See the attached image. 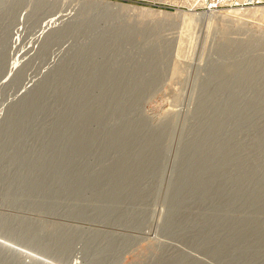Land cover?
<instances>
[{"label":"rangeland","instance_id":"obj_1","mask_svg":"<svg viewBox=\"0 0 264 264\" xmlns=\"http://www.w3.org/2000/svg\"><path fill=\"white\" fill-rule=\"evenodd\" d=\"M205 4L0 0V41L6 39L0 53L16 46L20 53L11 55L10 63L18 58L24 70L16 79H34L19 92L15 77L0 73V264H264V181H259L264 177L259 176L264 175V11L255 14V7L261 8L255 5L211 10ZM223 10L228 14L219 15ZM43 82L51 86L45 90ZM41 89L45 93L27 114L7 116L14 102L21 105ZM81 90L89 91L76 100ZM207 129L216 134L210 142L205 141ZM220 150L228 156L215 158ZM57 151L62 161L52 166ZM135 158L141 161L134 163ZM187 163L200 167L193 165L192 171ZM132 168L141 172L132 177ZM183 172L195 173L187 181ZM27 173L34 178L24 182ZM41 178L44 184L33 194ZM2 220L10 223V232ZM229 224L235 231L239 227L237 233ZM247 229L250 237L245 238ZM61 240L65 243L58 247ZM216 249L222 251L216 255Z\"/></svg>","mask_w":264,"mask_h":264},{"label":"bare ground","instance_id":"obj_2","mask_svg":"<svg viewBox=\"0 0 264 264\" xmlns=\"http://www.w3.org/2000/svg\"><path fill=\"white\" fill-rule=\"evenodd\" d=\"M203 2H204V0H202V3H203ZM255 6H259V5H255ZM260 7H261V6H260ZM261 8H262V7H261ZM261 8L255 7V11H253V12H254L255 14H256V13L263 12L264 10H262ZM218 14L221 15V16H225L226 14H228V12H226V10H223V11H221V12H218ZM16 34H17V33H16ZM34 39H37V38H34ZM36 41H37V40H36ZM45 41H46V40H45ZM5 42H6V39H5V38L2 39V40L0 41V46H3V45L5 44ZM31 42H32V41H31ZM42 42H43V40H42ZM47 43H48V45H50V43H53V41H47ZM42 44H45V43H42ZM231 46H232V45H231ZM45 47H46V45H45ZM227 47H228V46H227ZM82 48H83V47H82ZM228 48H229V47H228ZM46 49H49V48L46 47L45 50H44L45 52H46ZM224 49H225V48H224ZM238 49H239V47H238ZM226 50H227V49H226ZM226 50H225V51H226ZM20 51H21V50H20ZM227 51L230 52V50H227ZM227 51H226V52H227ZM18 52H19V49H18L16 46H11V47L5 48L4 51H1V53H0V62L2 63V67H0V73L3 72V75H2L3 77L9 78V77L11 76V77H15V79H16V76H17V78H18V76H22V75H24V70H23V72H22L21 68L19 69V61H20V60H19L18 58H17V59L15 58L16 60H14V62L10 63V58H12L11 55L14 56V55H16ZM19 53H20V52H19ZM261 54H262V53H261ZM76 55H77L78 58H79L80 55L77 54V53H76ZM17 56H18V55H17ZM74 56H75V55H74ZM19 57H20V55H19ZM21 57H22V56H21ZM76 58H77V57H76ZM76 58L73 57L74 62H75V59H76ZM224 58H225V57H224ZM80 60H81V56H80V59L77 60V61H80ZM82 60H83V59H82ZM84 60H85V59H84ZM142 60L145 61V59H142ZM147 60H149V59H147ZM86 61H87V60H86ZM112 61H113V60H112ZM112 61H111V62H112ZM150 61H151V60H149V62H150ZM23 62H24V61H23ZM151 62H152V61H151ZM151 62L148 63V62L145 61V64L147 63V64H149V66H150V64H153V63H151ZM143 63H144V62H143ZM113 64H114V63H113ZM145 64H144V66H143L144 68L147 67V66H145ZM258 64H259V63H258ZM21 65H22V64H21ZM23 65H24V64H23ZM23 65H22V66H23ZM139 65H140V64H139ZM139 65H138V66H139ZM260 65H261V64H260ZM103 66H104V65H103ZM151 66H152V65H151ZM256 66H257V65H256ZM256 66H255V67H256ZM136 67H137V66H136ZM231 67L233 68V66H231ZM234 67H235V66H234ZM237 67H238V66H237ZM237 67H235V68H237ZM261 67H262V66H261ZM106 68H107V67H106ZM137 68H139V67H137ZM141 68H142V67L140 66V69H141ZM144 68L142 69V71L144 70ZM228 68H229V67H228ZM247 68H248V67H247ZM252 68H253V66H252ZM252 68H251V69H252ZM256 68H258V67H256ZM256 68H255V69H256ZM259 68H260V67H259ZM22 69H23V68H22ZM24 69H25V67H24ZM135 69H136V68H135ZM230 69H231V68H230ZM230 69H229V70H230ZM107 70H108V69H107ZM136 70H137V69H136ZM145 70H146V69H145ZM216 70H217V69H216ZM233 70H234V68H233ZM233 70L231 69V71H233ZM140 71H141V70H140ZM217 71H218V70H217ZM246 71H247V70H246ZM248 71H250V70H248ZM257 71H258V70H257ZM25 72H26V71H25ZM220 72H221V71H220ZM234 72H235V71H234ZM254 72H255V71H254ZM16 73H17L18 75H16ZM138 73H140V72L138 71ZM217 73H218V72H217ZM251 73H252V71H251ZM136 74H137V73H136ZM140 74H141V73H140ZM223 74H224V73H223ZM223 74H222V75H223ZM249 74H250V73H249ZM253 74H254V73H253ZM258 74H259V73H258ZM0 75H1V74H0ZM137 75H138V74H137ZM219 75H220V74H219ZM244 75H245L246 79L248 80V78H247V76H246V75H248V72H247L246 74L244 73ZM244 75H243V76H244ZM250 75H251V74H250ZM250 75H248V77H250ZM255 75H256V74H255ZM255 75H254V77H255ZM74 76H75V75H74ZM74 76H73V77H74ZM224 76H225V75H224ZM241 76H242V74H241ZM243 76H242V77H243ZM226 77H227V76H226ZM239 77H240V76H239ZM239 77H238V78H239ZM242 77H241V78H242ZM252 77H253V76H252ZM69 78H70V77H69ZM75 78H76V77H75ZM75 78H74V80H75ZM72 79H73V78H72ZM72 79H68V80H72ZM20 80H21V79H20ZM20 80H17V79H16V83H15V84H17V85H21V87H17V90L19 89V90H18L19 92H20L21 90H23V89L26 90V88H29V85H30V84L34 83V79H32V78L28 79V81H26L25 83H24V82H20ZM23 80H24V79H22L21 81H23ZM25 80H26V79H25ZM68 80H67V82H68ZM92 80H93V79H92ZM239 80H240V79H239ZM251 80H253V79L251 78ZM46 81H48V80H46ZM71 82H72V81H71ZM71 82H70V83L68 82V83L71 84ZM111 82H112V81H111ZM115 82H116V81H115ZM22 83H24V84H22ZM147 83H149V82H147ZM147 83H146V84H147ZM48 84H51V83H50V82H49V83H47V82L44 83V82H43L42 85H43V88H44L45 90L48 89V86H49ZM47 85H48V86H47ZM62 85H63V84H62ZM67 85H68V84H67ZM247 85H248V84H247ZM50 86H51V85H50ZM50 86H49V87H50ZM144 86H147V87H148L149 85H144ZM15 87H16V86H15ZM41 87H42V86H41ZM58 87H60V86H58ZM61 87H62V86H61ZM61 87H60V88H61ZM66 87H67V86H66ZM68 88H69V86H68ZM143 88H145V87H143ZM61 89H62V88H61ZM15 90H16V89H15ZM41 90H42V89H41ZM64 90H65V89H64ZM146 90H147V89H146ZM149 90H150V89H149ZM88 91H89V90H87V91H85V90L82 91V90H81V92H78V91H77L78 93H76V100H77V98H79V97L82 98L83 94H84L85 92H88ZM151 91H152V90H151ZM10 92H11V91H10ZM12 92H13V91H12ZM58 92H60V91H58ZM71 92H73V91H71ZM44 93H45V92H43V90H42L39 94L36 93V97H35V98H32V99L29 100V101L27 100V101H25V102H20L21 105H19L18 102H14V104L12 105V106H13V109H12V110L10 109L9 112H8V115H7V114H6V115H7L8 117H10V116L12 117L13 114L15 115V114H17V113H19V112H20V113H23V114H27V113L29 112V110H30L31 108H33V107L35 106V104L41 99V97L43 96ZM60 93H61V92H60ZM129 93H132V92H129ZM132 94L134 95L135 93L133 92ZM10 95H11V94H10ZM45 95H46V94H45ZM79 95H82V96H79ZM128 95H129V94H128ZM135 95H136V94H135ZM71 96H72V95H71ZM74 96H75V95H74ZM74 96H73V97H74ZM77 96H78V97H77ZM129 96H130V95H129ZM140 97H141V96H140ZM7 98H8V97H7ZM66 98H67V97H66ZM263 98H264V97H263ZM73 99H74V98H73ZM73 99H72V100H73ZM260 99H262V98H260ZM69 100H70V99H69ZM72 100H71V101H72ZM74 100H75V99H74ZM74 100H73L72 102H75V101H76V100H75V101H74ZM78 100H79V99H78ZM80 100H82V99H80ZM257 100H258V99H257ZM72 102H71V103H72ZM69 103H70V102H69ZM77 103H79V101L76 102V104H77ZM80 103L82 104V102H80ZM72 104H73V103H72ZM79 105H80V104H79ZM79 105H77V106L79 107ZM109 105H110V104H109ZM86 106H87V105H86ZM248 106H249V105H248ZM67 107H68V110L72 109V108H69V107H71V106H69V105H68ZM83 107H85V106H83V104H82V108H83ZM87 107H89V109H90V106H87ZM246 107H247V106H246ZM74 108H75V106H73V109H72V110H74ZM82 108H80V109L82 110ZM122 108H124V107H122ZM64 109H66V107L63 108V110H64ZM78 109H79V108H78ZM85 109L87 110V108H85ZM85 109L83 108V111H84ZM121 110H122V109H121ZM233 110H234V109H233ZM240 110H241V109H240ZM60 111L62 112V110H60ZM64 111H65V110H64ZM66 111H67V109H66ZM77 111H79V110H77ZM122 111H125V112H126L127 110H124V109H123ZM199 111H200V110H199ZM241 111H242V110H241ZM247 111H248V110H247ZM61 112H60V113H61ZM79 112H80V111H79ZM63 113H64V112H63ZM86 113H87V112H86ZM123 113H124V112H123ZM127 113H128V112H127ZM64 114H65V113H64ZM64 114H63V116H65ZM66 114H67V113H66ZM80 114H82V111H81V113H78L79 116H80ZM61 115H62V113H61ZM67 115H68V114H67ZM78 115H77V116H78ZM120 115H122V114H120ZM120 115H119V117H120ZM123 115H124V114H123ZM123 115H122V116H123ZM244 115H245V114H244ZM77 116H76V117H77ZM117 116H118V114H117ZM117 116H116V117H117ZM60 117H61V116H59L58 118H60ZM65 117H66V116H65ZM6 118H7V117H6ZM6 118H5V119H6ZM12 118H13V117H12ZM12 118H11V119H12ZM21 118H22V117H21ZM84 118H85V117H84ZM119 119H120V118H119ZM143 119H144V121L139 120V121H140L139 124H141V127L139 126V127H140L139 130H142L143 126H145L144 122H145L146 118H143ZM12 120H14V119H12ZM12 120L9 119V120H6V122H7V121H9V122H13ZM27 120H28V119H25V121H26L25 123H26L27 128H29V127H30V122H28ZM56 120H57V119H56ZM14 121H15V120H14ZM59 121H60V120H59ZM27 122H28V123H27ZM63 122H64V121H63ZM63 122H62V123H63ZM67 122L69 123V121H67ZM67 122H66V123H67ZM146 122H147V120H146ZM214 122H215V121H214ZM214 122H213V124H218V123H216V122H218V121H216L215 123H214ZM23 123H24V122H23ZM25 123H24V124H25ZM64 123H65V122H64ZM68 123H67V124H68ZM221 123H222V122H221ZM221 123H220V124H221ZM226 123H229V122H226ZM71 124H73V123L70 122V126H71ZM137 124H138V123H137ZM139 124H138V125H139ZM223 124H225V123H223ZM229 124H230V123H229ZM229 124H228V125L225 124V125L228 127ZM253 124H254V123H253ZM63 125H64V124H63ZM240 125H243V123L240 124ZM58 126H59V123H58ZM66 126H67V125H66ZM68 126H69V125H68ZM68 126H67L66 128H68ZM126 126H127V125H126ZM128 126H130V125H128ZM128 126H127V127H128ZM131 126H132V125H131ZM209 126H211V125H209ZM132 127L136 130V128H135L134 126H132ZM132 127H131V128H132ZM136 127H137V125H136ZM146 127H147V126H146ZM146 127H145V128H146ZM11 128H12V127H11ZM31 128H32V127H31ZM59 128H60V127H59ZM131 128H129V129L131 130ZM215 128H216V126H213V128L210 129V130H213V131H214ZM63 129H64L63 131L65 132V130H66L65 127H64ZM125 129H126V128H125ZM137 129H138V128H137ZM218 129H220V128H218ZM59 130H60V129H59ZM59 130H58V131H59ZM70 130H71V129H70ZM75 130H76V128H75ZM127 130H128V128H127ZM130 130H129V133H131ZM132 130H133V129H132ZM132 130H131V131H132ZM135 130H133V132H135ZM139 130L136 131V132L139 133ZM207 130H208V131H206V133L204 132L205 134H204V133H203V134H204V136L206 135L205 138H207L205 141L207 142V140H208V142H210V141H209L210 139H211V141H212V134H213L214 137H215L216 134L213 133V132H212V134H211V132L209 131V129H207ZM61 131H62V130H61ZM63 131H62V132H63ZM66 131H67V130H66ZM124 131H125V130H124ZM142 131H143V130H142ZM142 131H141L140 133H142ZM75 132H76V131H75ZM201 132H202V131H201ZM207 132H208V133H207ZM57 133H58V132H57ZM124 133H125V132L122 133V134H123V135H121L122 137H124L126 134H128L127 137L130 136L128 132L125 133V134H124ZM138 133H137V134H138ZM80 134H81V133H80ZM80 134H79V136H80ZM120 134H121V132H120ZM120 134H119V135H120ZM214 134H215V135H214ZM76 135H77V138L80 139L83 135L85 136V132L81 135V137H78V134H77V133H76ZM115 135H116V134H115ZM115 135H114V136H115ZM133 135H135V134H133ZM221 135H222V134H221ZM52 136H53V135H52ZM61 136H62V135H61ZM114 136H112V137H114ZM121 136H120V137H121ZM131 136H132V133H131ZM131 136H130V138H131ZM217 136H218V135H217ZM64 137H65V139H66V138H67V135L64 134L63 138H64ZM112 137H111V142H112ZM116 137H119L118 134H117ZM116 137H115V138H116ZM133 137H135V136H133ZM220 137H221V136H220ZM71 138H72V136H71ZM125 138H126V137H125ZM199 138H201V137H199ZM50 139H51V138H50ZM59 139H60V138H59ZM68 139H69V136H68ZM81 139H82V138H81ZM118 139H121V138H118ZM127 139H129V138H127ZM201 139H202V138H201ZM219 139H220V138H219ZM219 139H218V140H219ZM83 140H86V137H85V138L83 137ZM108 140H110V138H109ZM113 140H114V139H113ZM122 140H123V141H122ZM124 140L126 141V139H121V141H122L124 144H125V143L127 144L128 142H124ZM129 140H130V139H129ZM199 140H200V139H199ZM228 140H229V139H228ZM64 141H65V140H64ZM116 141H118V140L116 139ZM116 141L114 140V142H116ZM131 141H132V140H131ZM131 141H130L129 143H131ZM205 141L203 140L204 143H205ZM226 141H227V140H226ZM229 141H231V140H229ZM232 141H233V140H232ZM56 142H57V141H56ZM77 142H78V141H77ZM81 142L83 143L82 140H81V141L79 140V142L77 143V145H78V146H79V145H82ZM122 142H121V143H122ZM135 142H136V141H135ZM135 142L132 141V143H134V144H135ZM198 142L201 143V141H198ZM203 142H202V143H203ZM227 142H228V141H227ZM233 142H234V141H233ZM22 143H23V142H22ZM74 143H75V142H74ZM85 143H86V141H85ZM109 143H110V142H108V143L106 142L107 145H108ZM118 143H119V141H118ZM123 143H122L121 145H122V147H123L124 149H126V147L123 146ZM129 143H128V144H129ZM145 143H146V142H145ZM196 143H197V142H196ZM196 143H195V144H196ZM202 143H201V146L204 144V143H203V144H202ZM261 143H262V142H261ZM59 144H62V145H63V143H60V142H59ZM67 144H68V143H67ZM115 144H117V142H116ZM115 144H113V145L115 146ZM119 144H120V143H119ZM119 144H118V146H119ZM198 144H199V143H197V145H198ZM210 144H212V142H211ZM222 144H223V143H222ZM226 144H227V143H225V149L227 150V148H228V150H229V147H228L229 145H228V144H231L230 146H232V143L229 142L227 145H226ZM234 144H236V143L234 142ZM234 144H233V145H234ZM263 144H264V143H263ZM23 145H25V144H22V146L20 145V146H19L20 148H17V149L15 150V152H17V153H16L17 155H22V153H23L22 148H23V149L25 148ZM104 145H105V144H104ZM113 145H112V146H113ZM129 145H130V144H129ZM129 145H128V146H129ZM199 145H200V144H199ZM199 145H198V146H199ZM204 145H205V144H204ZM207 145H208V143H207ZM69 146H70V145H69ZM118 146H116V147H118ZM126 146H127V145H126ZM209 146H210V145H209ZM70 147H71V146H70ZM79 147H80V146H79ZM105 147H106V145H105ZM131 147H133V145H132ZM131 147H130V148H131ZM134 147H135V146H134ZM150 147H152V146H150ZM154 147H156V146H154ZM204 147H205V146H204ZM207 147H208V146H207ZM210 147H211V146H210ZM210 147H209V149H210ZM226 147H227V148H226ZM59 148H61V147H59ZM110 148H111V147H110ZM120 148H121V147H120ZM128 148H129V147H128ZM128 148H127L126 150H128ZM135 148H136V147H135ZM147 148H148V146H147ZM152 148H153V147H152ZM192 148H193V147H191V151H193ZM205 148H206V147H205ZM221 148H223V146H221L220 149H221ZM61 149H63V148H61ZM61 149H60V150H61ZM77 149H78V148H77ZM113 149H114V148H113ZM154 149H155V148H154ZM194 149H196V148H194ZM202 149H203V148H202ZM206 149H207V148H206ZM206 149H205V150H206ZM209 149H207V150H209ZM217 149H219V147H217L216 150H217ZM223 149H224V148H223ZM225 149H224V152L226 151ZM231 149H232V147H231ZM13 150H14V149H13ZM60 150H59V151H60ZM74 150H75V149H74ZM121 150H123V149L121 148ZM228 150H227V151H228ZM233 150H234V149H233ZM11 151H12V150H11ZM24 151H25V150H24ZM61 151H62V150H61ZM115 151H116V150H115ZM123 151H124V153H126L125 150H123ZM123 151H122V152H123ZM142 151H143V150H142ZM191 151H190V152H191ZM195 151H196V150H195ZM195 151H193L192 153H195V154H196L197 152H199V151H196V152H195ZM210 151H211V150H210ZM210 151H209V152H210ZM229 151H230V150H229ZM229 151H228V152H229ZM147 152H148V151H147ZM190 152H189V154H190ZM200 152H202V150H200ZM213 152H214V151H213ZM211 153H212V151H211ZM222 153H223V152H221V150H220V151H218L215 155H214V154H213V155L215 156V158H216L217 156L221 157V156L224 155V153H223V154H222ZM229 153H230V152H229ZM143 154H144V153H142L141 156H143ZM146 154H147V153H146ZM197 154H198V153H197ZM197 154H196V156H198V157H201V156H202L201 154H198V155H197ZM203 154H204V153H203ZM209 154H210V153H209ZM221 154H222V155H221ZM23 155H24V154H23ZM60 155H62V153H60ZM121 155H122V154H121ZM121 155H120V156H121ZM190 155H191V154H190ZM200 155H201V156H200ZM210 155H212V154H210ZM225 155L228 156V154H225ZM225 155H224V156H225ZM63 156H64V155H62V158H64ZM227 156H226V157H227ZM17 157H18V156H17ZM21 157H23V156H21ZM68 157H69V156H68ZM189 157H190V156H189ZM189 157H188V159H190ZM198 157H197V158H198ZM211 157H212V156H211ZM219 157H218V158H219ZM226 157H223V158L225 159ZM23 158H26V157L24 156ZM23 158H22V159H23ZM72 158H73V157H72ZM142 158H143V157H142ZM194 158H196V157L194 156ZM197 158H196V159H197ZM215 158H213V159L215 160ZM119 159H121V158H119ZM136 159H137V161L140 160L139 158H135V160H134L135 162H134V163H136ZM196 159H195V160H196ZM199 159H202V157L199 158ZM199 159H198V161H199ZM211 159H212V158H211ZM20 160H21V159H20ZM24 160H25V159H24ZM30 160H31V159H30ZM30 160H29V161L27 160L28 163L30 162L29 164H27V166L31 164V161H30ZM66 160H67V159H66ZM127 160H128V159H127ZM193 160H194V159H191V161H193ZM214 160H212V161H214ZM221 160H222V159H221ZM13 161H15V160L13 159ZM37 161H38V160H37ZM57 161H62L61 156H59V154H58V151H57V153L55 154V161L52 162V163H50V165L53 166L54 164H57V163H55V162H57ZM63 161H64V160H63ZM129 161H130V159H129ZM129 161H128V162H129ZM140 161H141V160H140ZM203 161H204V160H203ZM65 162H66V161H65ZM117 162H118V161H117ZM124 162H127V161L125 160ZM128 162L125 163V165H129ZM194 162H195V161H194ZM199 162H200V161H199ZM205 162H206V161H205ZM205 162H202V164H204V165L206 164L207 167H208V162H207V163H205ZM222 162H223V161H221V163H222ZM225 162H226V161H225ZM22 163H23V162H22ZM118 163H119V162H118ZM118 163H117V164H118ZM189 163H190V162H189ZM189 163H187V164H189ZM215 163H216V161H215ZM217 163H218V161H217ZM60 164H61V162H60ZM119 164H121V163H119ZM131 164L134 166L133 162H132ZM131 164H130V165H131ZM191 164H192V163H191ZM202 164H201V167H202ZM9 165H11V164H9ZM38 165H39V164H38ZM48 165H49V164H48ZM50 165H49V166H50ZM112 165H113V164H112ZM115 165H116V164H115ZM193 165H194V164H193ZM193 165H192V166H193ZM197 165H198V164L194 165V166H195L194 168H196ZM206 165H205V166H206ZM22 166H25V164L23 163ZM62 166H63V165H62ZM79 166H80V165H79ZM117 166H118V165H117ZM187 166L190 167L191 165L189 164V165H187ZM187 166H186V167H187ZM192 166H191V167H192ZM28 167H29V166H28ZM42 167H43V166H42ZM50 167H51V166H50ZM55 167H56V168L58 167V168H57L58 170H59V168H60L59 165H58V166H55ZM87 167H88V166H87ZM120 167H121V165H120ZM129 167H130V166H129ZM189 167H188V170H187V171H189V170L191 169V168L189 169ZM197 167H198V166H197ZM199 167H200V166H199ZM199 167H198V168H199ZM203 167H204V166H203ZM209 167H210V166H209ZM209 167H208V168H209ZM8 168L10 169V167H8ZM45 168H46V167H45ZM53 168H54V167H53ZM64 168H65V167H64ZM113 168H115V167H113ZM113 168H111V169H112V173L116 172L115 169L113 170ZM125 168H126V167H125ZM125 168L123 167V169H125ZM133 168H134V167H133ZM133 168H132V169H133ZM194 168L192 167V171H194ZM27 169H29V168H27ZM27 169H26V170H27ZM62 169H63V168H62ZM62 169H61V170H62ZM123 169H122V171H124ZM126 169H128V167H127ZM130 169H131V168H130ZM130 169H128V170H130ZM184 169H186V168H184ZM184 169H182V170H184ZM210 169H212V168H210ZM61 170H60V171H61ZM64 170L67 171L68 169H67V170L64 169ZM76 170H77V169H76ZM78 170H79V171H77V172L80 173V170H82V169H78ZM119 170H120V169H119ZM119 170H118V171H119ZM182 170H181V171H182ZM113 171H114V172H113ZM132 171H133V173H134V171H136V173L133 175L132 173H130V172H132ZM132 171H129V172H128L129 175H130V174L133 175L132 177H134L135 175H138V174H137L138 172H141V170L138 171V170H134V169H133ZM137 171H138V172H137ZM185 171H186V170H185ZM192 171H191V172H192ZM248 171H249V170H247V172H248ZM62 172H63V170H62ZM75 172H76V171H75ZM82 172H83V170L81 171V173H82ZM125 172H126V171H124V173H125ZM195 172H196V171H195ZM195 172H194V173H195ZM0 173H1V172H0ZM28 173H29V172H28ZM28 173H27L26 177L22 179L24 182H26V181L31 180V179L34 178V177H32L34 174L32 175V174H28ZM34 173H35V172H34ZM68 173L71 174V172H68ZM109 173H110V172H109ZM124 173L122 172V174H124ZM181 173H182V172H181ZM181 173H180V174H181ZM194 173H193V174L190 173L191 176H190V175H188V176L192 177V176L194 175ZM61 174H63V173H61ZM65 174H66V173H65ZM70 174H69V175H70ZM73 174H74V173H73ZM139 174H141V173H139ZM183 174H184V175H182V177H183V176H184L185 178L188 177L187 175L185 176V173H184V172H183ZM187 174H189V172H188ZM244 174L247 175V173H244ZM1 175H3V174H1ZM59 175H60V174H59ZM253 175H254V174H253ZM4 176H5V175H4ZM61 176H62V175H61ZM64 176H67V175H64ZM64 176H63V177H64ZM71 176H72V175H71ZM113 176H114V174H113ZM127 176H128V175H127ZM242 176H243V175H242ZM259 176H264V175H261V174H260ZM2 177H3V176H2ZM129 177H131V176H129ZM132 177H131V179H132ZM182 177H181V175H180V182H181V179H182V181H183V178H182ZM44 178H45V177H44ZM105 178H106V177H105ZM121 178H124V177L122 176ZM262 178H264V177H261V179L259 180V181H261V183H262V181H264V180H262ZM0 179H2V178H0ZM96 179H97V178H96ZM127 179H128V177H126V180H127ZM187 179H189V178H186V180H187ZM205 179H206V178H205ZM209 179H212V178H209ZM258 179H259V178H258ZM35 180H36V179H35ZM37 180H38V179H37ZM43 180H44V179L41 178V181L39 180L40 182L37 183L38 185L35 183L36 188H35V190H32V191H33V194H34L35 192H36V193H39V192H40L41 187H42L43 184H44ZM76 180H77V179H76ZM76 180H75V181H76ZM98 180L100 181V179H98ZM119 180H121V179L119 178ZM123 180H125V179H122V181H121V184H122V185H121V186H124V187H125V185L129 184V181H130V180H127L128 183H127L126 180H125V181H123ZM186 180H185V183H186ZM190 180L193 181V179H191V178H190ZM190 180H189V182H190ZM238 180H240V179L238 178ZM238 180H237V181H238ZM23 181H21V182H23ZM79 181H80V180H79ZM99 181H98V182L95 181V182L99 185ZM178 181H179V180H178ZM187 181H188V180H187ZM192 181H191V182H192ZM195 181H196V180H195ZM210 181H211V180H209V182L205 181V183L207 182V183L212 184ZM0 182H1V181H0ZM24 182H23V183H24ZM76 182H77V181H76ZM76 182H75V183H76ZM80 182H81V181H80ZM93 182H94V181H93ZM93 182H92V183H93ZM101 182H102V181H101ZM122 182H126L127 184L125 183V185H123ZM197 182H198V181H196V182L193 181L192 183L195 184V183H197ZM203 182H204V180H203ZM213 182H214V181H213ZM239 182H240V181H239ZM83 183H84V182H83ZM119 183H120V182H119ZM182 183H183V184H182ZM182 183H179L178 186H180V185H184V182H182ZM192 183H191V184H192ZM199 183H200V184H199ZM199 183H198L197 185H201L202 182H199ZM205 183H204V185H202V186H205ZM241 183H242V182H241ZM241 183H240V185H241ZM259 183H260V182H259ZM77 184H78V183H77ZM80 184H82V183H80ZM88 184H89V183H88ZM88 184H84V185L88 186ZM193 184H192V185H193ZM216 184H217V183H216ZM263 184H264V182H263ZM51 185H52V184H51ZM51 185H50V186H51ZM78 185H79V184H78ZM93 185H94V184H93ZM114 185H115V184H114ZM118 185H119V184H118ZM214 185H215V184H214ZM240 185H239V186H240ZM247 185H248V184H247ZM258 185H259V184H258ZM52 186H53V185H52ZM74 186H75V185H74ZM91 186H92V185H91ZM119 186H120V185H119ZM119 186H118V187H119ZM185 186H186V185H185ZM185 186H184V187H185ZM193 186H194V185H193ZM193 186H192V188H193ZM195 186H196V184H195ZM195 186H194V188H195ZM207 186H208V185H206V187H207ZM241 186H242V185H241ZM244 186H245V185H244ZM259 186H262V187H263L262 184H260ZM259 186H258V187H259ZM79 187H80V189L82 188L80 185H79ZM84 187H85V186H84ZM84 187H83V189H86V188H84ZM92 187H93V186H92ZM182 187H183V186H182ZM254 187H256V186H254ZM262 187H260V188H262ZM77 188H78V186L76 187V189H77ZM95 188H96V187H95ZM119 188H120L119 190L122 189V187H119ZM185 188H186V187H185ZM185 188H184V190L187 189V188H186V189H185ZM194 188H193V189H194ZM209 188H210V187H208L206 191H208ZM241 188H242V187H240L239 190H240ZM71 189H72V187H71ZM80 189H79V190H80ZM99 189H100V188H99ZM178 189H181V186H180V188H178ZM182 189H183V188H182ZM182 189H181V190H182ZM205 189H206V188L204 187V190H205ZM246 189H247V186H246ZM250 189H251V188H250ZM69 190H70V189H69ZM72 190H73V189H72ZM116 190H117V189H116ZM187 190H188V189H187ZM194 190H196V188H195ZM204 190H202V191H204ZM262 190H263V189H262ZM64 191H65V190H64ZM74 191H76V190H74ZM77 191H78V189H77ZM102 191H103V190H102ZM124 191H125V190H124ZM179 191H180V190H179ZM188 191H189V190H188ZM244 191H245V190H244ZM248 191H250V190H248ZM259 191H260V190H259ZM82 192H83V191H82ZM98 192H99V191H98ZM181 192H182V191H181ZM209 192H210V191H209ZM240 192H241V190H240ZM261 192H262V193H261V196H264V195H263L264 192H263V191H261ZM77 193H78V192H77ZM83 193H84V192H83ZM179 193H180V192H179ZM182 193H183V192H182ZM182 193H181V194H182ZM184 193H187V192L184 191ZM202 193H205V192H202ZM245 193H246V191H245ZM259 193H260V192H259ZM259 193H258V195H259ZM30 194H31V193H30ZM181 194H180V195H181ZM237 194L242 195V192H241V193L238 192ZM243 194H244V193H243ZM36 195H37V194H36ZM47 195H50V194H47ZM47 195H46V196H47ZM206 195H207V194H206ZM208 195H209V194H208ZM240 195H239V196H240ZM178 196H179V195H178ZM203 196H204V195H203ZM244 196H245V195H244ZM35 197H36V196H35ZM39 197H40V196H39ZM41 197H42V196H41ZM258 197H259V196H258ZM179 198L181 199V196H179L178 199H179ZM235 198H237V196H236ZM260 198H261V197H260ZM262 198H263V197H262ZM40 199H41V198H40ZM49 199H50V198H49ZM178 199H177V200H178ZM238 200H240V198H238ZM178 201H179V200H178ZM236 201H237V200H236ZM236 201H235V203H236ZM56 202H58V201H56ZM237 202H238V201H237ZM86 214H87V213H86ZM230 219H231V218H230ZM230 219H229V220H230ZM232 220H233V219H232ZM2 221H3V220H2ZM2 221H1V222H2ZM231 222H232V221H231ZM237 223H238V222H237ZM9 224H10V223H9ZM9 224H8L5 220L3 221V229H5V231L10 232L11 229L9 228L10 226H8ZM229 225H231V224H229ZM233 225H235V224H233ZM243 226H244V225H243ZM241 227H242V226H241ZM233 228H235V226H233ZM237 228H239V227L236 226V231L238 230ZM30 229H31V227L28 228V230H29L28 232H30ZM240 229H241V228H240ZM243 229H244V227H243ZM254 229L256 230V228L253 227V230H251V232H249V233L252 234V231H254ZM231 230H232V233H233V232H236L234 229H232V225H231ZM249 230H250V229H247V232L245 231V232H246V233H245L246 236H244L245 238L250 237V236L247 234ZM24 231H25V230H24ZM31 231H32V230H31ZM210 231H211V230H210ZM21 232H22L21 229L16 230V233L19 234L18 237H19L20 239H23V238L25 237V235H24L23 233L20 234ZM26 232H27V230H26ZM241 232H244V231L242 230ZM254 232H255V231H254ZM36 233H38V232H36ZM236 233H237V232H236ZM38 234L40 235V233H38ZM253 234H254V233H253ZM230 236H231V235H230ZM242 236H243V235H242ZM242 236H241V237H242ZM207 238H208V237H207ZM60 239H61V238H60ZM93 239H94V238H93ZM203 240H204V239H203ZM229 240H230V239H229ZM65 241H66V240H65ZM57 242H58V241H57ZM57 242H56V243H57ZM205 242H206V241H205ZM230 242H231V241H230ZM233 242H234V241H233ZM263 242H264V241H262V243H263ZM64 243H65V242H62V240L59 241V242H58V247L63 246ZM247 243H248V242H247ZM237 244H238V243H237ZM243 244H244V243H243ZM253 244H254V243H253ZM260 244H261V243H260ZM231 245H232V244H231ZM254 245H255V244H254ZM111 246H112V245H111ZM232 246H233V245H232ZM258 246L260 247V246H262V244H261V245H258V244H257L256 246L250 247L249 250H248V251L246 250V251H247V252L250 251V253H252V251H256L257 248H259ZM108 247H109V246H108ZM245 247H246V246H245ZM2 248H3V247L0 245V254H2V253H1V252H2ZM112 248H114V246H113ZM239 248H240V247H239ZM45 249H49V248H45ZM108 249H109V250H108ZM223 249H224V248H223ZM246 249H247V248H246ZM51 250H52V248H51ZM104 250H105V249H104ZM107 250L110 251V250H111V247L107 248ZM113 250H114V249H113ZM220 251H222V250H221V249H216V250H214V254L217 255V254H219ZM244 251H245V250H244ZM207 252H208V251H207ZM212 253H213V252H212ZM253 253H255V252H253ZM102 254H103V252H102ZM214 254H213V255H214ZM221 254H222V253H221ZM241 254H242V253H241ZM243 254L246 255V252L243 253ZM213 255H212V256H213ZM247 255H249V254H247ZM0 256H1V255H0ZM209 256H210V255H209ZM215 257H216V256H215ZM210 258H211V257H210ZM208 260H209V259H208ZM100 261H101V260H100ZM115 261H116V260H115ZM119 261H120V260H119ZM209 261H210V260H209ZM209 261H208V262H209ZM24 262H25V261H24ZM24 264H25V263H24ZM37 264H39V263H37ZM40 264H41V263H40Z\"/></svg>","mask_w":264,"mask_h":264},{"label":"built area","instance_id":"obj_3","mask_svg":"<svg viewBox=\"0 0 264 264\" xmlns=\"http://www.w3.org/2000/svg\"><path fill=\"white\" fill-rule=\"evenodd\" d=\"M205 5L211 10L221 8L223 6H232V5H245V6H254L259 5L264 10V0H204Z\"/></svg>","mask_w":264,"mask_h":264}]
</instances>
